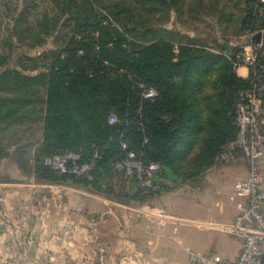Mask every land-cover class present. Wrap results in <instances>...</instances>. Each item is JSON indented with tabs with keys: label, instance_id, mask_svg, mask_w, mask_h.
<instances>
[{
	"label": "trees",
	"instance_id": "obj_1",
	"mask_svg": "<svg viewBox=\"0 0 264 264\" xmlns=\"http://www.w3.org/2000/svg\"><path fill=\"white\" fill-rule=\"evenodd\" d=\"M50 1L55 10L52 16L45 10L36 12L34 0H22L19 11L15 5L10 7V1L1 0L2 13L13 25L29 16L36 18L37 29H17L10 34L16 40L10 36L0 42V144L6 133L27 131L29 126L24 132L21 128L29 119L41 121V140L33 155L38 179L91 189L120 202L144 203L163 188V178L191 179L214 166L222 155L236 154L230 143L238 137V92L248 82L234 71L236 52L214 54L206 44L182 38L176 26L166 27L171 11L186 0H154V23L146 16L132 18L129 11L122 19L113 5L93 9L88 7L89 0ZM60 5L68 9L69 18L63 16L66 9L57 15ZM130 5L126 4L129 9ZM77 8L79 16L73 12ZM259 9L262 15L257 14ZM51 19L53 27H69L63 45L54 52L30 54L29 50L45 42L39 37L51 34L47 25ZM263 26L264 1L246 0L241 34ZM30 36L36 42L21 43V38ZM216 59L221 66L211 81L210 76L204 81L201 76L190 77L191 70L205 71L208 61ZM200 84L205 85L203 90L191 92L192 86ZM143 88H153L157 95L145 98ZM110 117L114 118L111 123ZM128 151L143 162L159 165L160 170L149 178L152 186L141 185L134 173L124 177L114 169ZM64 154L77 156L69 164H91L89 178L69 173L57 176L44 164L46 158ZM108 176H117L122 187L107 188Z\"/></svg>",
	"mask_w": 264,
	"mask_h": 264
},
{
	"label": "crops",
	"instance_id": "obj_2",
	"mask_svg": "<svg viewBox=\"0 0 264 264\" xmlns=\"http://www.w3.org/2000/svg\"><path fill=\"white\" fill-rule=\"evenodd\" d=\"M199 1L208 4L212 0ZM245 2L237 8L241 16L222 6L223 18L234 21L238 32ZM23 126L37 132L36 142H30V137L28 144H0V260L190 264L188 250L228 261L237 258L240 241L221 227L236 215L233 187L247 175L246 160L239 153L191 179L163 178V188L154 192L150 203H125L91 189L38 179L33 155L41 140V121L29 119Z\"/></svg>",
	"mask_w": 264,
	"mask_h": 264
},
{
	"label": "built area",
	"instance_id": "obj_3",
	"mask_svg": "<svg viewBox=\"0 0 264 264\" xmlns=\"http://www.w3.org/2000/svg\"><path fill=\"white\" fill-rule=\"evenodd\" d=\"M262 3L264 0H254ZM258 15L263 14L259 9ZM259 34L258 42L253 36ZM247 42L243 43L234 56L233 68L237 76L248 82L238 92L239 101L236 106L235 123L238 128L237 139L230 143L234 150L244 157L247 163V175L234 184L232 200L237 213L232 222L221 230L240 241L238 256L233 261L218 255H205L201 252L188 250L187 260L190 264H264V191L263 178L259 172V163L264 158V26L257 31L244 35ZM157 92L153 88H143V96L153 99ZM110 121H114L113 118ZM146 140H144L145 142ZM121 148L126 149L125 143ZM232 156V155H231ZM231 156L222 155L221 159ZM74 154L58 155L44 160L57 176L69 173L76 177L89 178L91 164H69L75 161ZM114 169L123 172L124 177L136 174L141 185L152 186L150 176L160 170L157 163L143 162L128 151L123 161L117 162ZM23 229L19 230V233ZM0 264H13L11 260H0Z\"/></svg>",
	"mask_w": 264,
	"mask_h": 264
},
{
	"label": "rangeland",
	"instance_id": "obj_4",
	"mask_svg": "<svg viewBox=\"0 0 264 264\" xmlns=\"http://www.w3.org/2000/svg\"><path fill=\"white\" fill-rule=\"evenodd\" d=\"M10 1V7H13V5L18 7V11L22 6V0H7ZM82 0H78V2H81ZM243 0H232L230 4L228 1H225L223 4H225V11L228 13H235L238 15L239 12L237 10L238 7H241L240 2ZM34 2L37 3V7L35 8L36 12L42 13L44 10L49 14L50 16L54 15V5L50 0H34ZM186 2V3H185ZM183 4H179L180 9H173L171 11V18L166 23V27L177 29L182 36V38L189 37V39H192L194 41H197L198 43L206 44L214 54L225 51H231V52H237L239 47L243 44L242 40L244 38L243 34L241 32L237 31V28L235 27L234 21H229L228 19L223 18L222 14L224 13L222 11V1L218 0H212L210 3H203L205 8L200 5V3H197V0H186ZM191 2V5H190ZM196 2V3H194ZM88 7L96 8V9H104V8H110L113 6L118 7L117 9H120V17L122 19H126L129 14H133L134 16L132 18H137L136 16H146L147 19L151 20L154 23V0H89ZM125 3V4H123ZM133 3V6L129 9V4ZM127 4V6H126ZM81 5H83L81 3ZM239 5V6H237ZM191 7V8H190ZM52 8V10L50 9ZM65 16L66 18L70 17V13L68 9L60 5L57 8V15L62 12V10H65ZM129 9V10H126ZM152 9V10H151ZM224 9V8H223ZM5 7L1 5L0 0V42H7V39L13 40L12 35L14 34V31L17 29H26L27 27L34 29V21L36 18H33L32 16H29L26 21H20L18 25H13V23H10L8 18L5 16L4 12ZM73 12L76 13L77 16H79L81 13L79 9L73 10ZM160 13V12H159ZM164 11L162 12V14ZM241 12L239 16H241ZM226 15V13H225ZM227 16V15H226ZM27 17V15H26ZM38 18V17H37ZM64 19V18H63ZM225 19V20H224ZM54 20L51 19L47 22V25L50 29L51 34L47 37H39V39H45V42L38 46V49H32L29 50L30 54H37L38 51H50L54 52L58 50L64 43L63 35L69 34V27L62 28L61 27H53ZM14 26V27H13ZM48 29V30H49ZM13 31V32H12ZM12 34V35H10ZM26 34V33H24ZM151 37V34L147 35V38ZM15 38V37H14ZM16 40V38H15ZM37 38L26 37L21 38V43L25 42H36ZM138 40V39H137ZM141 40H138L140 42ZM143 42V39H142ZM222 47V48H220ZM12 61V60H11ZM220 60H213L212 62H209L207 70L204 71V68H195L191 70L190 77L195 78V76H201L202 80L204 81L205 77L210 76V81L213 77L216 76V72H218V68L221 66L219 64ZM13 64V62H12ZM202 81V82H203ZM205 88L204 84L198 85V87H193L191 89V92H200ZM204 113V110L202 111ZM113 117H110L108 119V122L111 123L110 119ZM114 119V118H113ZM113 122V121H112ZM32 127V126H31ZM30 127V128H31ZM30 128H27V131L25 128H21V130L24 133L18 132V134L9 135L5 134L1 138V142L3 144H28L26 138H30V142H36L37 140V132H30ZM19 130V129H18ZM11 133V132H10ZM18 136H21L20 138ZM144 142V141H143ZM235 155V154H233ZM232 155V156H233ZM125 160V159H123ZM264 160V158H263ZM262 162V161H261ZM261 162L259 163V172L264 180V171L261 170ZM263 183V181H262ZM105 186L112 187L115 191L118 190V188L122 187V184L117 176H108L105 181ZM154 200V195L145 198L144 202L150 203ZM136 203H140L137 201H134ZM16 264V263H13ZM20 264V263H17Z\"/></svg>",
	"mask_w": 264,
	"mask_h": 264
},
{
	"label": "water",
	"instance_id": "obj_5",
	"mask_svg": "<svg viewBox=\"0 0 264 264\" xmlns=\"http://www.w3.org/2000/svg\"><path fill=\"white\" fill-rule=\"evenodd\" d=\"M252 39H253L254 42H258V40H259V34H256L255 36H253Z\"/></svg>",
	"mask_w": 264,
	"mask_h": 264
}]
</instances>
